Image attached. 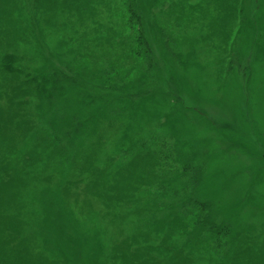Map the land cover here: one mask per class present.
Segmentation results:
<instances>
[{
	"label": "trees",
	"instance_id": "16d2710c",
	"mask_svg": "<svg viewBox=\"0 0 264 264\" xmlns=\"http://www.w3.org/2000/svg\"><path fill=\"white\" fill-rule=\"evenodd\" d=\"M5 3L0 264H264V130L181 94L252 90L260 0Z\"/></svg>",
	"mask_w": 264,
	"mask_h": 264
},
{
	"label": "rangeland",
	"instance_id": "374dc122",
	"mask_svg": "<svg viewBox=\"0 0 264 264\" xmlns=\"http://www.w3.org/2000/svg\"><path fill=\"white\" fill-rule=\"evenodd\" d=\"M213 4L214 3H210L209 8L212 10L213 14H215L213 11L214 10ZM259 4H260V9L257 11V14H256V22H257L256 25L259 29H261L262 27V31L264 33V0H260ZM2 6L3 5H1V7ZM2 8H3V11L4 10L6 11H4L2 16L0 13V21L2 18H3L2 20L8 19V11L13 12L12 10L14 9L12 3H9V4L5 3ZM102 14L104 13H101V15ZM6 25H7L6 27L9 29L10 28L9 25L11 24H6ZM78 28L82 29V27H79V26ZM4 34L13 35L14 33H8V31L4 27L1 26L0 40H4L5 38L6 39L9 38V40L12 39L11 35L7 38V36H5ZM154 38L156 39V37ZM157 41L156 43L158 44ZM262 43L264 45V38H263ZM189 46L190 47H188L185 54L191 51L190 49L191 44H189ZM160 49L163 50V47L161 46ZM160 49H158V45L154 46V54L155 56L157 55V58L160 55L159 53L161 52ZM203 52H204V47H203ZM185 60L186 59H184V61ZM159 62L162 63L161 60ZM246 64H248L247 60L241 61L242 69ZM192 65L193 64L191 62L188 63L187 61H185V66H186L185 68H187L186 72L190 71L189 68H191ZM253 66L255 67L254 77L252 76L253 79L251 80V82L248 83L249 86H252V90L249 92L247 90H244V95L240 92V90H237V91L235 90L234 85L236 84L232 80L230 81V83H228L230 84V89L227 88V91L226 89L225 91L224 89L222 91H215V89H211V88H210L211 90H209L208 88L200 89L203 86H198V79H195L194 82L191 84L194 87L193 90L185 91V89H181L182 98L184 99L185 103L188 106L191 105V106L198 108L204 115H206V117H208L213 122H217V123L230 122L231 120H233L234 119L233 110L239 106V103H240V107H242L244 103V99L248 98L247 103L251 105L252 110L250 111H251L253 120L256 122V124H258L259 128H262L264 130V62H255ZM243 111H246V110L243 109ZM248 119L250 120V117H248ZM250 122L252 123V121ZM228 159L231 160V158H227V164L230 165L231 161ZM242 160L244 159L242 158ZM227 170L229 169L227 168ZM216 180H219V179L216 178ZM262 189H264V186L258 187L257 191H261ZM230 195L232 194H229V196ZM260 201L262 204L264 203V199H261ZM260 201H257V202L260 203ZM237 209H238L237 211L238 221L237 220L236 221L239 223V226L243 228H247L248 226H250V224L246 222L248 221L247 220L249 216L248 213L256 212L258 207L249 208L247 204H244L243 210H241L240 207H238ZM32 228L33 227H26L25 230L27 231L33 230Z\"/></svg>",
	"mask_w": 264,
	"mask_h": 264
}]
</instances>
